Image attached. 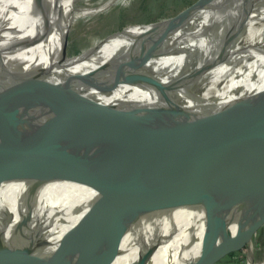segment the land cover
Listing matches in <instances>:
<instances>
[{
	"label": "water",
	"instance_id": "water-1",
	"mask_svg": "<svg viewBox=\"0 0 264 264\" xmlns=\"http://www.w3.org/2000/svg\"><path fill=\"white\" fill-rule=\"evenodd\" d=\"M38 3L37 14L26 9L36 21L35 31L17 53L55 40L57 45L42 49L48 61L41 59L32 67L13 59L11 73L0 78V185L26 183L16 195H0V264H116L118 257L131 252L136 259L122 264H157L159 251L163 264H217L244 245L251 248L264 227V119L249 143L241 139L234 145L235 125L231 128L219 117L200 133L182 134L184 146L172 155L142 163L101 164L105 143L123 140L114 136L119 127L107 123L117 106L93 96V88L110 89L94 81L95 70H73L94 62L100 48L69 58L73 7L69 0ZM194 14L124 29L108 40L114 46L109 59H264L263 52L239 46L238 31L251 21L212 19L193 25ZM59 107L66 117L62 143L43 147L38 136L54 128L51 116ZM237 107L245 111L252 106L239 102ZM157 115L175 113L159 110ZM139 124L124 138L143 139L154 131V123L144 129ZM94 172L157 182L162 195L100 231L101 226L85 216L57 243L34 237L33 230L45 225L68 196L50 185H80ZM138 198L121 197V202ZM248 264H254L252 256Z\"/></svg>",
	"mask_w": 264,
	"mask_h": 264
},
{
	"label": "bare ground",
	"instance_id": "bare-ground-1",
	"mask_svg": "<svg viewBox=\"0 0 264 264\" xmlns=\"http://www.w3.org/2000/svg\"><path fill=\"white\" fill-rule=\"evenodd\" d=\"M121 2L123 0H69V5L73 7L74 23H77ZM28 8L37 14L38 0H0L1 79L11 73L13 59L24 60L32 67L35 55L47 48V43H44L17 53L35 31L36 21L28 17ZM191 11L196 15L193 25L198 20L212 19L251 21L238 31L239 46L243 50L255 48L264 53V0H203ZM113 50L110 43L99 51L94 62L73 69L81 72L95 70L94 81L109 85L110 89L103 92L93 88V96L104 104L117 106L107 123L113 129L119 127L114 136L123 140L105 143L101 164L142 163L152 157L172 155L184 146L182 134L200 133L213 126L219 117H225L231 128L235 125L236 146L241 139L244 143L252 141L259 130L264 119V59L250 56L246 60L236 57L232 60L234 55L224 56L226 59L222 62L179 58L149 61L109 59ZM215 54L210 52L212 56ZM45 60L48 61L47 58ZM239 102L250 103L252 107L240 111L237 107ZM159 110L175 115L155 116ZM51 119L54 128L38 136L43 147L51 145L53 148L63 140L65 112L59 107ZM139 121L143 129L154 123V131L143 139L124 138L130 127ZM25 185L22 181L2 183L0 195H16ZM50 186L63 189L68 196L53 217L32 233L34 237L52 244L66 237L85 216L97 222V228L101 226L100 231L114 220L156 202L162 195L161 185L157 182L105 177L95 172L80 185L54 183ZM136 196H139L137 200L121 202V197ZM132 259H136L134 252L118 257L116 264ZM162 259L159 251L154 260L163 264Z\"/></svg>",
	"mask_w": 264,
	"mask_h": 264
},
{
	"label": "rangeland",
	"instance_id": "rangeland-1",
	"mask_svg": "<svg viewBox=\"0 0 264 264\" xmlns=\"http://www.w3.org/2000/svg\"><path fill=\"white\" fill-rule=\"evenodd\" d=\"M199 2L202 0H123L95 16L73 23L67 48L68 57L84 56L99 48L102 51L108 47V40L124 29L180 17L189 13ZM56 45L55 40L47 47L53 48ZM45 58V54L40 52L35 55L33 65ZM229 255L217 264H248L249 256H252L254 264H264V227L252 239L251 248L244 245Z\"/></svg>",
	"mask_w": 264,
	"mask_h": 264
},
{
	"label": "trees",
	"instance_id": "trees-1",
	"mask_svg": "<svg viewBox=\"0 0 264 264\" xmlns=\"http://www.w3.org/2000/svg\"><path fill=\"white\" fill-rule=\"evenodd\" d=\"M230 256V255H229Z\"/></svg>",
	"mask_w": 264,
	"mask_h": 264
}]
</instances>
